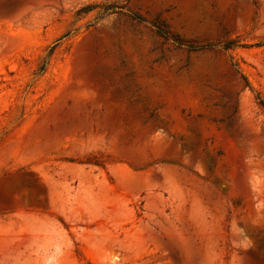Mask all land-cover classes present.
Instances as JSON below:
<instances>
[{"label":"rangeland","instance_id":"374dc122","mask_svg":"<svg viewBox=\"0 0 264 264\" xmlns=\"http://www.w3.org/2000/svg\"><path fill=\"white\" fill-rule=\"evenodd\" d=\"M261 102L264 0H0V264H264Z\"/></svg>","mask_w":264,"mask_h":264},{"label":"trees","instance_id":"16d2710c","mask_svg":"<svg viewBox=\"0 0 264 264\" xmlns=\"http://www.w3.org/2000/svg\"><path fill=\"white\" fill-rule=\"evenodd\" d=\"M113 7H114V6H112V5L110 6V5H109L107 8H113ZM86 8H88V7H86ZM261 104H263V105H264V103H263V102H261Z\"/></svg>","mask_w":264,"mask_h":264}]
</instances>
